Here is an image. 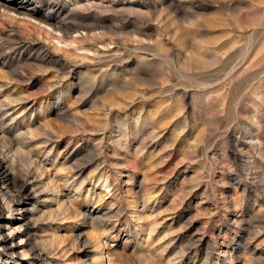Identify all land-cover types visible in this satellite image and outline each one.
I'll use <instances>...</instances> for the list:
<instances>
[{"label": "rangeland", "instance_id": "374dc122", "mask_svg": "<svg viewBox=\"0 0 264 264\" xmlns=\"http://www.w3.org/2000/svg\"><path fill=\"white\" fill-rule=\"evenodd\" d=\"M51 1L0 2V264H264V0Z\"/></svg>", "mask_w": 264, "mask_h": 264}, {"label": "bare ground", "instance_id": "6f19581e", "mask_svg": "<svg viewBox=\"0 0 264 264\" xmlns=\"http://www.w3.org/2000/svg\"><path fill=\"white\" fill-rule=\"evenodd\" d=\"M55 0H52L51 1V4H55V2H54ZM0 2H1V0H0ZM7 4V3H6ZM1 5V4H0ZM9 6V5H8ZM2 7H4V5H2ZM6 8V7H5ZM4 9V8H3ZM48 9V8H47ZM52 9V8H51ZM8 10V9H7ZM7 10H5V11H7ZM10 12V11H9ZM36 14V13H35ZM37 15V14H36ZM45 24V23H44ZM42 25V24H41ZM33 164V163H32ZM35 167H37V166H35ZM40 169L41 168H39L38 170H37V173H38V171H40ZM7 173H9L10 174V172H7V170L5 169V167L3 166V163L2 162H0V182L4 179V178H6L7 177ZM32 180V179H31ZM34 180V179H33ZM23 181V180H22ZM37 183V182H36ZM39 183H40V181H39ZM21 184V183H20ZM41 184V183H40ZM35 185H37V184H34V182L31 184L30 182L29 183H25V181L24 182H22V185H21V192H23L24 193V195H25V193H26V191H27V189L28 188H30V186H35ZM2 186H3V184H2ZM40 186V185H39ZM41 189V188H40ZM31 191V190H30ZM19 192V191H18ZM38 192V191H37ZM30 193V192H29ZM28 193V194H29ZM38 194V193H37ZM17 195V194H16ZM16 195H14V196H16ZM23 196V195H22ZM9 197V196H8ZM13 197V196H12ZM17 197V196H16ZM28 198V197H27ZM12 199V198H11ZM27 200V199H26ZM21 200H19V198L17 199H15V197H14V200H11L10 202H9V205H10V207L8 208V209H12L13 211H21V210H23V207H22V204H21V202H20ZM25 201V200H24ZM8 202V201H7ZM31 202V201H30ZM1 209L2 208H0V217L2 216V213H1ZM10 209V210H11ZM3 211V210H2ZM14 221V220H13ZM0 224H1V222H0ZM8 224V223H7ZM4 226V225H3ZM2 227V226H1ZM1 227H0V250H2L3 251V255H8L9 254V251H8V249H7V247H6V240H7V238L5 237V236H3L2 235V230H1ZM15 228V227H14ZM17 228L19 229V228H21V226H17ZM24 228V227H23ZM10 230H11V228H10ZM12 231H14V229L13 230H11V232L9 231L8 233L9 234H11L12 233ZM15 232V231H14ZM8 237V236H7ZM12 246V245H11ZM16 250V249H15ZM16 253V252H15ZM2 254L0 253V256H1ZM11 255V254H10ZM5 259V258H4Z\"/></svg>", "mask_w": 264, "mask_h": 264}]
</instances>
